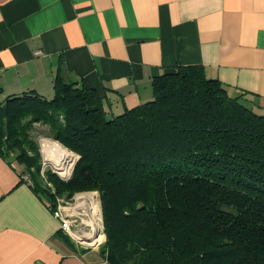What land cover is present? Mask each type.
Masks as SVG:
<instances>
[{
  "label": "trees",
  "instance_id": "obj_1",
  "mask_svg": "<svg viewBox=\"0 0 264 264\" xmlns=\"http://www.w3.org/2000/svg\"><path fill=\"white\" fill-rule=\"evenodd\" d=\"M229 88L202 64L177 65L153 78L150 100L114 115L85 80L57 77L51 98L0 100V153H16L52 209L57 196L100 192L109 264H264V114ZM38 122L79 155L68 180L47 170L54 189L29 133Z\"/></svg>",
  "mask_w": 264,
  "mask_h": 264
},
{
  "label": "crops",
  "instance_id": "obj_2",
  "mask_svg": "<svg viewBox=\"0 0 264 264\" xmlns=\"http://www.w3.org/2000/svg\"><path fill=\"white\" fill-rule=\"evenodd\" d=\"M189 64L248 91L264 114V0H0L3 99L51 98L57 77L85 80L117 115L153 97L155 76ZM14 158L0 153V264H109L99 246L59 238L49 200Z\"/></svg>",
  "mask_w": 264,
  "mask_h": 264
},
{
  "label": "rangeland",
  "instance_id": "obj_3",
  "mask_svg": "<svg viewBox=\"0 0 264 264\" xmlns=\"http://www.w3.org/2000/svg\"><path fill=\"white\" fill-rule=\"evenodd\" d=\"M1 98H2V96H0V99ZM29 133H30L31 137L33 138V140L38 143L40 150L42 149V151H43V147L47 148L49 146L48 143L50 145L52 144V142L59 143L58 141L47 136L50 133V127L43 122L33 123L32 129L29 130ZM63 147L66 148V150L71 153V155H68L62 159L60 158L61 163L64 166H66V168H67L66 170L69 171L68 174L65 173L62 175L61 173H59V171H61V170H59L58 164H57V162L59 161V157H58L59 155H57L55 152H50L48 150L46 152L43 151L44 154L41 152L43 155V163L46 162V166H45V172L46 173H45V176H42L43 179H41V181L44 185L51 186L53 189H54L53 185L51 183L48 184L49 181H48V177H47V170L52 171L53 173H55L56 175H58L60 178H62L64 180H68L70 178L72 172H73L77 158L79 156L77 153L68 149L67 147H65V146H63ZM13 155L15 156L14 153H13ZM43 167H44V164H42V168ZM54 170H56L57 172ZM40 174H41V172H40ZM80 195H82V198L80 197L81 199L78 198ZM58 198L61 199V202L63 204L70 202L69 205L71 206V208L73 210L77 211L76 212V215H77L76 219L73 222V229L77 230V234L79 235V237L74 238L71 235H69L71 238V241L73 243H75L76 245L80 246V248H81V246L85 247V248H89V249L94 247V246L100 247L101 244L106 240V235L104 233V221H103L100 192L98 190L81 191V192H77L72 198H69V199L65 195L57 196L55 198L56 202H57ZM95 201L98 204V208H99L98 214L94 211L95 203H93V202H95ZM95 226L97 228H95ZM96 232L102 233L104 235L103 242H101V243L98 242V243H100L99 245L97 243H94L92 245H88V244L83 243L84 240H87L85 237L86 235L96 234ZM65 233H67V232H65Z\"/></svg>",
  "mask_w": 264,
  "mask_h": 264
},
{
  "label": "built area",
  "instance_id": "obj_4",
  "mask_svg": "<svg viewBox=\"0 0 264 264\" xmlns=\"http://www.w3.org/2000/svg\"><path fill=\"white\" fill-rule=\"evenodd\" d=\"M44 167L41 170V174L45 176V166L46 162L43 163ZM56 171V170H54ZM57 172V171H56ZM60 172V171H59ZM63 175V174H62ZM22 179L26 182L32 184V179L30 174L26 172L21 173ZM70 202H67L63 204L61 202V199H57V205L53 207L52 211L54 216L59 220V229H62L64 232H67L69 235H71L74 238H78L79 235L77 234V230L73 229V222L76 219V212L75 210L71 209V206L69 205Z\"/></svg>",
  "mask_w": 264,
  "mask_h": 264
},
{
  "label": "bare ground",
  "instance_id": "obj_5",
  "mask_svg": "<svg viewBox=\"0 0 264 264\" xmlns=\"http://www.w3.org/2000/svg\"><path fill=\"white\" fill-rule=\"evenodd\" d=\"M48 145L49 146L47 148H44L43 147V151L46 152L48 150L50 152H55L57 155H59L58 156L59 157V161L57 162L58 168H59V170H61L59 173H61V174L67 173L68 174L69 171L66 170L67 169L66 166H64L61 163L60 158L62 159L64 157L68 156V155H71V153L69 151H67L66 148H64L63 146H61L57 142H52L51 145L48 143ZM80 197L82 198V195H80L78 198L81 199ZM93 203H95V205H94V207H95L94 211L98 214V212H99L98 204L96 203V201L93 202ZM95 228H97V227L95 226ZM85 237H86L87 240H84L83 243L88 244V245H92L94 243L102 242L103 239H104V235L102 233H97V232H96V234L86 235Z\"/></svg>",
  "mask_w": 264,
  "mask_h": 264
},
{
  "label": "water",
  "instance_id": "obj_6",
  "mask_svg": "<svg viewBox=\"0 0 264 264\" xmlns=\"http://www.w3.org/2000/svg\"><path fill=\"white\" fill-rule=\"evenodd\" d=\"M78 158H79V156H78ZM78 158H77V160H78Z\"/></svg>",
  "mask_w": 264,
  "mask_h": 264
}]
</instances>
